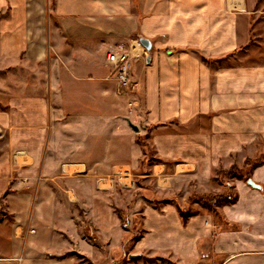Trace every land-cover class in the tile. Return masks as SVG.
I'll return each instance as SVG.
<instances>
[{
    "label": "crops",
    "instance_id": "crops-1",
    "mask_svg": "<svg viewBox=\"0 0 264 264\" xmlns=\"http://www.w3.org/2000/svg\"><path fill=\"white\" fill-rule=\"evenodd\" d=\"M141 38L152 43L150 63ZM111 52L130 54L122 93ZM258 119L264 0H0V264H17L21 251L25 264H50L46 252L65 247L61 202L101 222L114 192L111 183L100 193L97 178L138 169L142 137L171 165L168 192L185 181L203 195L221 153L240 147L231 139L254 133ZM73 168L72 178L54 173ZM252 179L262 189L237 180L236 204L196 211L187 225L179 200L156 209L139 201L137 249L177 264H264V166ZM113 211L104 225L118 232ZM27 226L35 234L22 238Z\"/></svg>",
    "mask_w": 264,
    "mask_h": 264
},
{
    "label": "rangeland",
    "instance_id": "rangeland-1",
    "mask_svg": "<svg viewBox=\"0 0 264 264\" xmlns=\"http://www.w3.org/2000/svg\"><path fill=\"white\" fill-rule=\"evenodd\" d=\"M256 43L257 42L253 41L251 45L255 46ZM249 45L248 47L251 46ZM248 47H244L243 50ZM258 121L260 126L256 131H253L254 133L251 132L252 136L248 135L251 134L249 132L240 131L238 137L231 139L234 143L238 142L240 147H236L235 149L238 150L235 152L221 153V165L219 168L215 169L212 180L215 183L208 188L209 193H204L203 195L193 194L194 183H189L188 187L185 181L179 183L168 192L165 187L169 186V180L171 181V165L168 163L166 168V161L158 159L155 156L154 150L148 141L149 138L147 136L142 137L140 141L144 148L145 158L142 160V164L138 169L120 168L114 170L108 176L97 178L99 182L98 191L100 193H104L105 190L111 186V183L113 184L112 191L114 192L113 197L108 195L105 197V203H101L102 205L99 206L100 212L103 213L101 222L99 218L91 219L87 217L85 210L81 209L79 206L73 207L68 206L65 202L60 203L65 207V211L68 213V216L65 218V228H68L67 232L60 230L66 240L65 247L47 251L46 263L167 264L171 262L177 264L169 255L137 249L136 245L145 232L146 220L144 207L139 208V201L143 206L149 205L156 209L164 206L163 204L168 201L162 200L169 199L168 202L171 204H174L173 200H179L184 206L182 210L183 213L180 214L183 225L188 224L190 215L194 214L196 211H201L204 208L210 211L219 206H232L236 204L238 202V192L236 188H233L230 184L233 185L237 180L246 182L249 178L253 177L255 169L264 166V129H262L264 120L260 122L262 119H258ZM153 166H160L155 169L156 173H154ZM128 170L130 171L132 182L135 183L133 188H127L124 185L127 183L125 180H123L124 182H118V178L122 173L120 171L125 172ZM89 172L91 175L97 173V171ZM54 173H57L56 177H61L62 179L72 178L78 175L76 168L70 171L68 170V172L59 170L54 171ZM81 176L84 178L86 175ZM143 176L147 177L144 178ZM217 185L221 186V192ZM144 191L146 195H143L144 201H142L140 195H142ZM153 195H156L161 202L151 201L150 197ZM1 206L2 212L0 215L4 214L3 205ZM112 207L120 223L118 232H114L110 227L104 225V221L109 222L110 220L109 213ZM106 213H108V215H106ZM216 221H218V219H216ZM69 223L72 224L71 227H69ZM221 225H223V222ZM90 226L91 231L89 229ZM28 228L27 226L26 231ZM70 228L74 230L73 233ZM35 229L36 228L33 229V227L29 228L27 232L22 234V238L25 237V234H35ZM53 229L57 230L55 226H52V230ZM58 251H60L59 254H57ZM131 256L135 258H131ZM202 258H208V255L207 257L206 255H202ZM25 259L24 252L21 251L15 260L17 264H25ZM38 259L41 260V258Z\"/></svg>",
    "mask_w": 264,
    "mask_h": 264
},
{
    "label": "built area",
    "instance_id": "built-area-1",
    "mask_svg": "<svg viewBox=\"0 0 264 264\" xmlns=\"http://www.w3.org/2000/svg\"><path fill=\"white\" fill-rule=\"evenodd\" d=\"M108 63L114 69V73L117 76L119 83V93L125 92L131 85V65H130V54L126 52L118 53L111 52L108 56ZM122 172L118 178V182L127 181L124 185L127 188H133L135 185L131 180L130 171Z\"/></svg>",
    "mask_w": 264,
    "mask_h": 264
},
{
    "label": "water",
    "instance_id": "water-1",
    "mask_svg": "<svg viewBox=\"0 0 264 264\" xmlns=\"http://www.w3.org/2000/svg\"><path fill=\"white\" fill-rule=\"evenodd\" d=\"M140 44L145 48L146 52H147V63H150L151 61V51H152V43L150 40L145 39V38H141L140 40ZM129 126L131 127V129L135 132H139V128L137 126H135L134 124H132L129 121ZM247 184L254 189H262L261 185L257 184L252 178H249L247 180ZM131 258H135L134 256H131Z\"/></svg>",
    "mask_w": 264,
    "mask_h": 264
},
{
    "label": "trees",
    "instance_id": "trees-1",
    "mask_svg": "<svg viewBox=\"0 0 264 264\" xmlns=\"http://www.w3.org/2000/svg\"><path fill=\"white\" fill-rule=\"evenodd\" d=\"M139 143L141 144V141L139 140ZM142 145V144H141ZM119 212V211H118ZM120 213V212H119Z\"/></svg>",
    "mask_w": 264,
    "mask_h": 264
}]
</instances>
